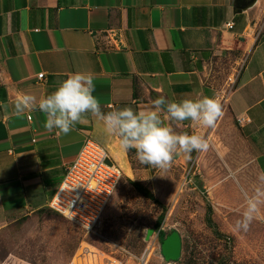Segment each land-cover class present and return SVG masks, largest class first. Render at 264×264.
Here are the masks:
<instances>
[{
  "label": "crops",
  "instance_id": "0c3cea01",
  "mask_svg": "<svg viewBox=\"0 0 264 264\" xmlns=\"http://www.w3.org/2000/svg\"><path fill=\"white\" fill-rule=\"evenodd\" d=\"M234 3L0 0V230L49 208L88 139L104 147L125 176L135 175L128 163L135 150L122 149L91 114L59 136L45 129L39 110L13 115L19 93L40 99L73 73L94 77L93 94L105 113L147 110L160 95L215 97L235 122L250 119L236 123L237 136L264 173V0L240 14ZM240 51L248 56L229 86L225 62L232 67ZM192 128L185 122L183 130ZM174 162L186 167L189 159L178 155Z\"/></svg>",
  "mask_w": 264,
  "mask_h": 264
},
{
  "label": "rangeland",
  "instance_id": "374dc122",
  "mask_svg": "<svg viewBox=\"0 0 264 264\" xmlns=\"http://www.w3.org/2000/svg\"><path fill=\"white\" fill-rule=\"evenodd\" d=\"M240 52L232 67L225 59L226 83L247 59L248 51ZM220 103L223 116L214 128L189 129L208 139V151L193 152L186 167L173 161L166 171L129 153L135 175H124L93 232L49 208L21 216L0 230V264H105L109 255L126 264L146 255V264H264V204L248 231L234 227L246 196L264 190V182L238 139L237 122ZM172 234L180 239V254L167 260L160 238Z\"/></svg>",
  "mask_w": 264,
  "mask_h": 264
},
{
  "label": "clouds",
  "instance_id": "9594fccd",
  "mask_svg": "<svg viewBox=\"0 0 264 264\" xmlns=\"http://www.w3.org/2000/svg\"><path fill=\"white\" fill-rule=\"evenodd\" d=\"M94 91L91 74L73 73L55 91L40 99L33 94L19 93L14 100L13 115L21 118L26 112L39 110L46 117L45 129L49 133L56 130L59 136L67 135L91 114L103 122L108 134L118 137L122 149L135 150L141 164L165 171L172 166L175 156L191 159L193 152H206L210 147L203 135L183 130L185 122L191 126L214 128L223 116L221 103L209 96L176 101L160 95L147 110L136 111L126 106L105 113ZM259 179L264 182V173ZM262 204L264 190L257 188L254 194L246 196L235 229L248 231L253 220L260 218Z\"/></svg>",
  "mask_w": 264,
  "mask_h": 264
},
{
  "label": "built area",
  "instance_id": "2783aa9c",
  "mask_svg": "<svg viewBox=\"0 0 264 264\" xmlns=\"http://www.w3.org/2000/svg\"><path fill=\"white\" fill-rule=\"evenodd\" d=\"M233 28V23L227 25ZM39 80L44 74L38 75ZM236 76L229 78L230 85ZM240 126L251 123L249 118H238ZM124 178L122 169L115 164L108 151L90 139L83 144L78 157L66 168L65 177L49 203V209L76 225L93 232L102 221L104 211ZM94 255L92 252L84 253ZM149 257V256H148ZM148 257L140 259L146 264ZM105 264H126L118 257L108 256Z\"/></svg>",
  "mask_w": 264,
  "mask_h": 264
},
{
  "label": "water",
  "instance_id": "95a60500",
  "mask_svg": "<svg viewBox=\"0 0 264 264\" xmlns=\"http://www.w3.org/2000/svg\"><path fill=\"white\" fill-rule=\"evenodd\" d=\"M256 0H235L234 14H240L251 7ZM180 239L176 234H172L162 243V252L167 260H176L180 254Z\"/></svg>",
  "mask_w": 264,
  "mask_h": 264
},
{
  "label": "trees",
  "instance_id": "16d2710c",
  "mask_svg": "<svg viewBox=\"0 0 264 264\" xmlns=\"http://www.w3.org/2000/svg\"><path fill=\"white\" fill-rule=\"evenodd\" d=\"M133 186H134L135 188H137L140 192H142L143 194H145L147 197L153 199V197H152L151 195H149V193H148L145 189H142V187H140V185H138V184H136V183H133ZM158 204H160V203H158ZM161 222H162V217L160 218V223H161ZM160 234H161V233H159V235H160ZM160 239H161V242L163 243L164 238L161 237Z\"/></svg>",
  "mask_w": 264,
  "mask_h": 264
},
{
  "label": "bare ground",
  "instance_id": "6f19581e",
  "mask_svg": "<svg viewBox=\"0 0 264 264\" xmlns=\"http://www.w3.org/2000/svg\"><path fill=\"white\" fill-rule=\"evenodd\" d=\"M149 255H146V257H148Z\"/></svg>",
  "mask_w": 264,
  "mask_h": 264
}]
</instances>
